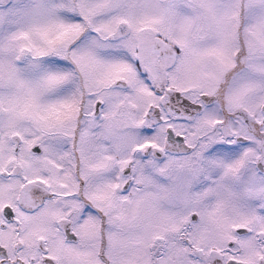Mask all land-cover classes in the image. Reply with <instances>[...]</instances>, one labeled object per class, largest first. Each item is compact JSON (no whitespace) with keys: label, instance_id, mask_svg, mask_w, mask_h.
<instances>
[{"label":"snow or ice","instance_id":"obj_1","mask_svg":"<svg viewBox=\"0 0 264 264\" xmlns=\"http://www.w3.org/2000/svg\"><path fill=\"white\" fill-rule=\"evenodd\" d=\"M0 264H264V0H0Z\"/></svg>","mask_w":264,"mask_h":264}]
</instances>
